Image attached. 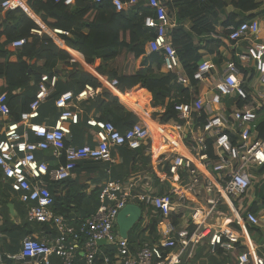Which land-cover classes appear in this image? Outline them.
<instances>
[{"label": "built area", "instance_id": "1", "mask_svg": "<svg viewBox=\"0 0 264 264\" xmlns=\"http://www.w3.org/2000/svg\"><path fill=\"white\" fill-rule=\"evenodd\" d=\"M26 1L3 0L0 7L6 11L21 9L29 15ZM107 1L116 12L139 4V0ZM54 2L71 7L75 0ZM166 2L144 0L152 13L144 19V25L154 32L146 44V52L161 54L164 72L173 74V83L188 89L193 97L189 102L174 103L175 120L152 126L137 121L120 131L109 122L88 117L86 125L95 129L96 144L66 145L65 139L70 135L67 124L79 122L80 104L94 100L102 90L86 85L76 96L71 92L61 93L54 100L59 110L54 124L40 125L31 121L38 117L39 106L51 96L57 80L43 75L29 111L20 114L18 123H4L0 170L11 192L25 208V222L46 225L51 234L40 230L35 236L25 237L18 252H0V264H94L100 249L97 242L101 240L112 252L113 264H183L182 256L192 257L196 247L205 241L212 250L221 249L229 254L228 264H264L249 232L259 228L260 219L257 213L248 210L246 202L253 186L264 184V170L260 172L264 169V138L259 134L264 118V39L250 43L237 55V63L227 61L221 69L209 61L199 62L190 77L172 46L175 21ZM39 27L66 51L59 38L63 32L48 30L40 24ZM34 33L41 35V31ZM259 33L258 23L249 20L230 27L226 39L234 43L249 41ZM210 37L219 38L213 34ZM23 43L21 40L13 45L18 47ZM76 59L70 55V64H76ZM109 85L117 88L118 81L111 79ZM7 96L5 88L0 86L2 119L10 117ZM23 123L34 141L28 132L20 131ZM120 147L144 151L158 167L166 169L165 179L174 182L178 178L177 181L167 192L157 194L140 191L134 181L108 180L100 188L99 206L94 213L76 222L55 214L47 183L70 179L83 161L112 163L111 150ZM48 150L52 159L63 162L51 166L36 157L37 153ZM129 204L151 208L165 219L179 210L191 211L195 230L173 229L170 236L156 243H143L134 251L116 226L118 214ZM215 215H223L226 223L209 224ZM110 262L111 257H105L104 264Z\"/></svg>", "mask_w": 264, "mask_h": 264}, {"label": "trees", "instance_id": "2", "mask_svg": "<svg viewBox=\"0 0 264 264\" xmlns=\"http://www.w3.org/2000/svg\"><path fill=\"white\" fill-rule=\"evenodd\" d=\"M26 2L31 13L45 28L64 33L59 35V38L67 48L80 53L85 63L92 64L99 59L102 62L98 70L99 73L106 74L110 79H116L118 90L127 99L133 100V91H146L151 96V105L163 108L161 114L153 115V118H157L160 122L167 123L175 120L174 103L176 101L189 102L193 97L186 89L173 83L175 77L173 74L164 72L161 54L146 52V44L153 38L154 32L144 25V19L152 15L144 3L139 2L134 8L116 12L107 0H102L99 3H95L93 0H75L71 7H67L63 3H55L54 0H27ZM237 4L241 13L257 8L254 0H241ZM166 7L175 21V27L171 33L172 46L185 72L191 77L200 58L197 47L193 45V38H202L214 32V22L219 19L220 13L226 7V0H167ZM237 18L236 15H227L223 25L226 28L237 27L250 19L246 17L236 22ZM186 23L190 24L189 31L184 28ZM34 31H41V35H37ZM1 36L5 37V42L2 48L0 47V86H3L8 94L9 119L16 120L14 122L19 121L21 113L29 111V105L35 99L38 84L43 75H47L49 78L67 77L69 83L75 87V90L70 91L75 96L86 85L93 88L100 86L94 77L78 68L72 67L68 71L58 70L60 66L69 65V54L60 49L21 9L6 11L4 23L0 27ZM21 40L24 41L21 46L13 45L14 42ZM210 44L216 47L219 42L208 40L206 46ZM11 56L16 57L14 62L9 61ZM139 58L142 59L143 68L135 70L134 63ZM118 61L124 65L122 73H118L113 68L108 70L112 64ZM233 62L237 63L236 59ZM194 95L196 96L197 93L195 92ZM57 97L49 100V103L54 105V100ZM88 102L90 110H93L95 114L92 118L97 121L109 122L120 131L130 128L137 122L136 118L107 90L102 91L97 98ZM16 113H18L17 118H15ZM86 120L87 118L81 121L79 115V122L72 126L88 127ZM70 133L73 136L72 130ZM259 134L264 138V118L259 127ZM65 144H71L67 138ZM80 163H83L84 167L96 166L97 168V164H102V162L94 161ZM80 163L75 170L79 169ZM263 170L261 169L260 172ZM68 181L55 183V187L62 186V190H64L63 193L61 192L62 194L50 188L54 199L52 210L55 214L74 221L69 215L68 206L70 204L78 206L79 200L83 201L85 195L79 194L78 191L75 192L74 187ZM99 192L100 190H96L91 195L98 200ZM255 196L259 200L260 206L253 203L248 208L253 213L264 210V184L256 187ZM76 221L77 219L74 222ZM26 225H29L33 232L43 230L51 234L46 225H30L28 223ZM251 231H256V234L259 235L258 229ZM1 233L7 234L11 238L10 243L14 248H17L20 239L30 234L25 231L24 225L17 226L8 221H4ZM99 248L94 264H104V259L107 256L111 257L110 264H113L112 255H109L111 252L109 247L100 246Z\"/></svg>", "mask_w": 264, "mask_h": 264}, {"label": "crops", "instance_id": "3", "mask_svg": "<svg viewBox=\"0 0 264 264\" xmlns=\"http://www.w3.org/2000/svg\"><path fill=\"white\" fill-rule=\"evenodd\" d=\"M3 0H0V3ZM241 0H226V7L222 10L219 15V19L214 22V32L210 33L215 36H219V38H211L210 34L204 36L202 38H193V45L197 47L198 54L200 58L197 64L201 61H209L211 62L217 69H221L227 61H233L234 59H239L237 55L244 51L245 48L253 41H261L264 39V0H254L257 4V8L251 10L246 13H241L238 8V2ZM139 2L144 3V0H139ZM6 10H3L0 7V27L4 23ZM28 15V13H26ZM227 15H236L238 16L236 22L242 20L243 18L249 17V20L256 21L260 27V33L258 36L252 37L249 41H241V42H231L226 39L228 30L230 27H225L223 25L225 21V17ZM32 20H34L37 25H42L40 21L31 13L28 15ZM173 16V15H171ZM247 20V21H249ZM175 27V25H174ZM186 31H189L190 24L186 23L184 25ZM173 30V29H172ZM208 40H213L214 42H219L216 47L213 44L207 45ZM5 42V37H0V47L2 48ZM209 46V47H208ZM65 50V49H64ZM66 52L70 55L75 56L77 59L76 64H70L66 67L60 66L58 70L68 71L72 67L80 69V71L88 73L92 77H94L98 83L99 87L102 91H109L114 97H116L119 103L135 118L136 121L143 122L147 125H155L154 123L160 122L157 118H153L154 114H161L163 112V108L160 106L153 107L151 105V96L146 91H133V100L127 99L117 88H112L109 85V81L111 80L106 74H100L99 68L101 67L102 62L97 59L92 64L85 63L82 55L75 50H71L66 47ZM10 62H14L16 60L15 56L9 57ZM238 62V61H237ZM135 70H140L143 68L142 59L139 58L134 63ZM116 70L118 73H122L124 69V65L121 61L115 62L108 68ZM56 84L52 91L50 98L44 101L38 110V117L31 121L40 125L52 126L54 121L59 116V110L54 107L53 104L49 103V100H53L59 94L64 92H70L75 90L74 85L69 83L67 77H57ZM176 85V84H175ZM178 86V85H176ZM186 89V88H184ZM188 92L189 90L186 89ZM101 91V93H102ZM191 94V92H189ZM89 102H84L80 105V113L81 121L88 117H94V111L90 110ZM17 114L15 118H17ZM16 120L11 119H2L0 118V139L2 137V132L4 129V123L6 122H14ZM20 121V119H19ZM14 122V123H18ZM73 124H67L68 128L72 130L73 136H67V141L75 146L82 145H95V129L85 127V126H72ZM21 132H28L30 136V140L34 141V137L28 131L26 124H20ZM121 148V147H120ZM51 152V151H50ZM112 159L113 162L109 164L100 163L96 166L89 167L80 165L79 169L75 170L72 177L68 179V183H71L75 189V192L78 191L79 194L85 195L83 201L79 200L78 206L75 204H70L68 207L70 209V217L75 221H80L87 217L86 215L94 213V210L99 206V201L94 197L92 192L96 190H100V188L104 185V183L108 180H115L120 182H129L134 181L138 185V189L140 191L145 192H153L157 194H163L167 192L171 185L177 181L174 179V182H170L165 179V174L167 173L166 169L162 170L157 166V162L147 156L144 151L137 150L132 151L128 148L123 147L122 149H112ZM52 153H37L36 157L40 161L47 162L51 166H55L63 161H57L52 159ZM49 188L54 191L62 190V186L58 185L55 187V183H47ZM54 184V186H53ZM53 187V188H52ZM55 187V188H54ZM256 187H260L259 185H254L253 189L249 191L248 197L246 198V202L249 204V207L253 203H257L260 206L259 200H257L255 196ZM61 193V194H62ZM77 202V201H76ZM140 209V219L133 226V228L128 232L127 239L129 243L132 245L133 250L136 251L141 247L143 243L152 242L156 243L157 241L170 236L171 231L182 229L183 227H188L189 231L195 230L196 225L191 223L192 213L191 211H178L174 213L170 218L165 219L162 218L159 214H157L153 209L143 207L142 205L135 204ZM190 207L194 208L193 204H189ZM248 207V208H249ZM224 210H222L223 212ZM221 214H225L222 213ZM225 212L229 213L230 217H233L232 212L226 209ZM234 213V212H233ZM25 208L24 206L16 199L14 194L11 192L9 184L2 178L1 170H0V252L6 253H16L19 250L21 241L30 235L35 236L36 232H33L32 228L25 223ZM257 215L260 219V226L258 228L259 235L255 232H252V229H249L251 232V241L257 246L256 252L264 258V210H260L257 212ZM4 221L11 222L17 226L24 225L25 231L27 234L24 238L18 241L17 248L10 243L11 238L4 233H1V229L3 228ZM197 223V222H195ZM209 224H215L218 226L224 225L226 222L224 221L223 215H215L214 218L208 221ZM234 226H236L233 223ZM106 246V245H103ZM112 255V252L109 255ZM226 252L221 249L212 250L210 245L205 241L199 244L192 257H187L186 255L182 256L183 264H228L229 259Z\"/></svg>", "mask_w": 264, "mask_h": 264}, {"label": "water", "instance_id": "4", "mask_svg": "<svg viewBox=\"0 0 264 264\" xmlns=\"http://www.w3.org/2000/svg\"><path fill=\"white\" fill-rule=\"evenodd\" d=\"M140 219V209L137 205L129 204L127 205L117 216L116 226L119 235L122 238H127L128 232L133 228V226ZM99 246L105 245V241H98Z\"/></svg>", "mask_w": 264, "mask_h": 264}, {"label": "rangeland", "instance_id": "5", "mask_svg": "<svg viewBox=\"0 0 264 264\" xmlns=\"http://www.w3.org/2000/svg\"><path fill=\"white\" fill-rule=\"evenodd\" d=\"M47 153H51L50 150H48Z\"/></svg>", "mask_w": 264, "mask_h": 264}]
</instances>
